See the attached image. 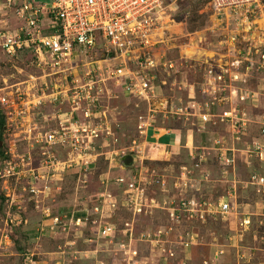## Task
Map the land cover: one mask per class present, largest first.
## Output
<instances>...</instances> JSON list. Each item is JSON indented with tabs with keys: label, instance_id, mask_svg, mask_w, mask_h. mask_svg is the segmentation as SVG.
<instances>
[{
	"label": "rangeland",
	"instance_id": "obj_1",
	"mask_svg": "<svg viewBox=\"0 0 264 264\" xmlns=\"http://www.w3.org/2000/svg\"><path fill=\"white\" fill-rule=\"evenodd\" d=\"M9 4L8 0H0V21H4V25L9 28L16 29L22 23L16 15V9L19 5L12 4L10 6ZM161 23L159 33L162 34L165 42L164 45H158L157 49L166 52L173 50L168 53L171 58H180L181 55H185L186 61L180 62L179 65L180 72L176 74L175 71H171V75H168L167 71H160L156 83V97L149 98V100L129 96L128 93H123L119 87L108 85L110 92L104 93L100 110L102 111V118L111 130V134L106 135L105 133L103 138L99 140L97 151L102 155L92 165H80L78 170L71 169L64 172V165L59 164L54 169L56 170V177L51 182L44 180L39 181V183H32L31 178L28 176L21 178L19 181L13 176L0 179V229L4 228L6 230L4 234H8L9 238V229L11 228L10 230L14 233L16 232V226L9 223L3 227L5 222L2 215L7 216L3 213V210L8 206L7 201L11 199L24 204L23 209H14L13 205L10 210L12 214L19 211L18 215L24 218H30L32 215L37 216L39 213L47 219L48 217H45L42 210L47 209L48 206L54 215L56 213L65 216H67V213H74L75 215L81 212L83 208L88 210L99 203L103 204L100 201H103L102 195H108L106 194L107 187L117 192L111 181L109 186L106 185L107 178H115L120 174L124 175L132 171L134 175L140 176L139 174H141L142 178L146 177L142 186L150 199L164 202L178 200L183 197H201L213 205H218L219 203L228 202L227 198L224 197L227 195L226 191L230 189L226 186L233 184V180L236 179V182L243 178L249 180L251 170L260 169L261 172H264V165L261 166L252 154L246 152L252 148L254 142H257L253 139H257L259 135L263 139L260 133L261 129L259 125L254 124L255 121H252L255 127L250 129L248 127L236 129L232 128L229 123H219L216 131L221 138L217 139L221 143L220 145L216 146L214 141H212V144L211 142H205L203 144L204 149L195 150L194 143L191 141L190 149H183L177 154L167 155L158 145L151 146L148 144L149 141H157L155 129L151 128L149 130L148 140H146V133L143 132L145 126L152 123L153 120V125L155 124L158 127L176 128L182 133H186L190 127V121L186 120L189 104L191 101L202 100L201 92L205 82L204 75L209 68H213L217 73L220 70L219 66L229 68L232 75L238 71L239 81H236L234 85L239 90H243L242 93L245 94V92L249 93L250 91L258 93L256 97H259V101H255L254 98L250 97L244 101L245 103H241L240 108L245 110L247 118L258 120L260 114L264 115V69L261 67L256 69L257 65L247 69L244 63L238 65L237 68L233 65L231 67V64H234L235 61H239L241 58L244 60L240 53L249 45L254 47L264 44V0H258L253 6L244 7L238 14H230V17L224 23L217 19L213 7L206 0H173L169 3ZM174 48L177 49L174 50ZM87 57L90 61V57L94 58L95 56L92 54ZM49 60L47 58L41 62L33 52L22 51L14 57H8L0 53V101L6 97L19 103L22 101L19 97L23 95L27 104L31 102L34 105L39 98L38 96H42L43 92L49 95L51 89H47V86L53 78L50 76L53 70L47 64ZM82 72L84 73L86 70H82ZM83 73L80 75L77 73L67 79L65 75L56 78L55 81L58 85L61 86L63 83L67 87L72 82L81 81ZM163 81H166V83H163ZM44 98L45 102L48 98L50 99V97ZM32 105L25 106L30 107ZM44 105L45 110H47L49 103ZM227 106L223 102L220 104L221 109ZM19 107L20 105H16V108ZM42 108H37V112L41 111ZM181 108L184 109L180 110ZM7 112V106L0 103V172L4 166L5 155L8 153L9 159H12L10 149H15L11 142L14 137L9 136V130H5L7 126L10 130L13 128ZM247 124L249 125L250 122L248 121ZM202 137L205 138V134H202ZM159 140L162 144H170L172 153H175L177 152V145L181 142V136L171 133L162 136ZM222 147L231 149L228 152L229 155L236 154L237 161L234 168H226L222 164L220 154L215 151L216 149L220 150ZM190 150H193L194 153L191 154ZM20 151L23 152V148ZM64 155L63 151L57 149L56 156L60 160H64ZM27 178L28 180H26ZM158 178L163 181V184L154 183ZM28 185H36L40 189L39 195L45 200L44 207L35 208L30 189L22 190V186ZM250 187L251 185H248L241 192L238 185V196L236 194L238 202L249 200L253 203L257 200L263 203L264 194L260 195L257 190ZM13 190H15V193H12ZM6 195H10L9 198ZM118 211L115 217L118 223L114 224L118 228L116 238L117 241H125L124 243H127V246L123 248L120 243H109L104 240L107 244V251L102 252L103 254L98 258L97 264L102 262L105 264H125L122 260V253L124 250L128 253L124 255V259L131 256L130 247H137L141 256L151 255L153 248L148 243L140 242V234L154 230L159 224L171 227L162 248L165 246L167 250L172 248L177 251L179 255L176 261H183L184 264H189L190 261L183 256V258L180 257L181 254L185 250L196 248L201 240L203 243L215 240L220 244L233 245L236 239L239 240L235 237L243 235L238 244L246 243L251 247L254 234L264 236V209L256 210L255 208V210H252V212L259 211L260 214H247L246 217L250 218V223L243 226L240 224L243 216L239 207L236 212L232 209L230 215H225L227 217L214 214L211 219L205 222L188 219H183L180 222H169L166 212L161 209L154 210L149 216H135L124 208ZM132 217L136 219L135 222ZM126 223L129 224L128 227L125 226ZM231 224H233L232 229ZM103 225H107V222L103 221ZM19 226L23 227V224ZM97 226L99 228V225ZM79 227L72 224L70 228L65 230L62 228L55 229L53 233H51L49 226L41 227L37 236L36 233H33L27 239L14 238L18 244L16 248L19 251L16 255L11 250L14 249V245L10 239L6 242L4 240L3 244L0 242V253L7 254L3 257L8 256L5 264H42L41 261L44 260L46 255L43 254L41 257L39 255L41 250L45 249L48 243L50 244L49 240L62 242L64 240L61 239L66 237L69 240L74 239V236L80 233L79 231L82 229ZM123 230L125 231L123 232ZM33 231L25 229L23 232L28 235ZM50 233L54 239L49 237ZM132 233L133 236L130 238ZM85 234L89 233L86 232ZM99 234L102 237L100 228ZM126 235L127 237H124ZM182 241L189 242V247L186 249L182 247ZM82 242L83 239L80 243L77 242L75 247L79 244L84 245ZM221 246L223 245H220V250L217 252L223 251L224 255L226 252ZM234 248L237 249V247ZM117 252L122 253L115 255ZM236 254L232 255L230 262L228 259H224L225 255H221L223 257L218 258L216 263L210 260L204 263L195 262L197 264H238ZM214 257L215 253L212 259ZM73 261L75 262L74 259ZM76 262L72 264H80ZM81 263L83 262L81 261ZM239 264L253 263L252 260L248 262L247 259H244Z\"/></svg>",
	"mask_w": 264,
	"mask_h": 264
},
{
	"label": "built area",
	"instance_id": "obj_2",
	"mask_svg": "<svg viewBox=\"0 0 264 264\" xmlns=\"http://www.w3.org/2000/svg\"><path fill=\"white\" fill-rule=\"evenodd\" d=\"M172 1L8 0L10 6L19 5L16 15L22 23L16 29H11L4 25V21H0V53L14 57L22 51L33 52L41 62L49 58L47 64L53 70L52 75L50 74L53 78L49 85L47 84V89H51V93L47 95L43 92L34 105L31 102L27 104L23 95L19 97L22 100L19 103L6 97L1 99L0 103L7 106V116L12 121L13 128L10 130L7 126L5 130H9V136L14 137L11 142L15 149H10L12 159H9L8 153L5 155L0 179L13 176L19 181L28 176L32 183L44 180L51 182L56 177L54 169L59 164L64 165L66 172L70 168L89 166L97 161L102 155L97 151L99 140L105 133L111 134L100 110L104 93L110 92L108 85L119 87L129 96L149 100L156 97L158 73L167 71V74L171 75L170 72L175 71L177 74L180 72V62L186 61L185 55L171 58L168 53L173 50L166 52L157 49L158 45H164L165 42L159 33V26ZM206 1L213 7L217 19L223 23L228 20L230 14H238L244 7L253 6L258 2V0ZM92 54L95 59L90 57L89 61L87 56ZM240 55L244 60L241 58L235 61L231 67L233 65L237 68L244 63L247 69L256 65V69L259 67L264 69V44L254 47L249 45ZM219 68L217 73L213 68H209L205 73L202 100L190 102L186 119L200 120L204 124L213 125L229 123L236 129L246 128L249 120L245 110L240 108L241 103H245L244 101L250 97L259 101V97H256L258 93L255 91L242 93L243 90L234 85L239 81L238 71L232 75L229 68L223 66ZM82 70L86 72L83 73ZM77 73L79 75L83 73V79L76 83L72 82L67 87L63 83L60 86L55 81L56 78L66 75L67 79ZM44 97L50 99L45 102ZM221 102L227 104L228 108L216 109ZM45 103H49L47 110ZM16 105L20 107L16 108ZM37 108L42 110L37 112ZM149 124L153 125V120ZM149 124L145 126V131ZM254 124L259 125L263 139L261 142H254L251 151L246 152L252 154L262 166L264 115H259ZM214 143L216 146L221 144L217 139ZM21 148L23 152L20 151ZM57 149L65 153L66 159L60 160L56 156ZM230 150L224 147L220 149L221 161L226 168L236 166V154L229 155ZM36 157L38 166L35 162ZM139 175H134L131 171L115 178H107L106 185L109 186L111 181L112 186L124 194L123 198L119 199L110 194L102 195L103 201L100 202L103 204L99 203L94 207V211L99 213L107 207L115 212L124 208L135 216H149L154 210L161 209L166 212L169 222H180L183 219L205 222L214 214L227 217L233 209L230 201L213 205L201 197H183L164 202L150 199L142 186L146 177L142 178L141 174ZM154 183L161 185L163 181L158 178ZM248 183L259 186L260 190L264 191V172L260 169L253 170ZM22 188L30 189L37 209L44 207L45 200L40 197V189L36 185ZM50 210L48 206L42 211L45 217L52 221L49 226L51 233L55 229L70 228L72 224L79 227L81 222L83 224L89 221V218L83 220L74 213L61 217L58 213L54 215ZM97 222L102 233L101 239L109 243H120L123 248L127 246L125 241H117L116 225L109 223L103 225V222L99 221H93V224ZM249 223L250 218L243 216L241 226ZM125 226L128 227L129 224L126 223ZM170 230V226L160 225L152 231L140 234V242L148 243L153 248L149 256H141L137 247L129 248L131 256L126 259L124 255L128 253L125 250L115 255L122 253L125 264H179L176 262L179 255L177 251L172 248L167 250L165 246L162 248ZM132 236L133 233L130 234V238ZM181 244L185 249L189 247L187 241H182ZM221 255L223 251L216 252L210 261L216 263ZM169 259L172 260L168 261Z\"/></svg>",
	"mask_w": 264,
	"mask_h": 264
},
{
	"label": "crops",
	"instance_id": "obj_3",
	"mask_svg": "<svg viewBox=\"0 0 264 264\" xmlns=\"http://www.w3.org/2000/svg\"><path fill=\"white\" fill-rule=\"evenodd\" d=\"M225 108H228V106ZM216 109L220 110L221 109L220 105L217 106ZM260 115H262V114H260ZM248 120L250 122V124L248 125V129L255 127L254 124H252V121L256 122L257 119L253 120V119L249 118ZM187 121H190V120H187ZM217 126L218 125L204 124V123L200 122V120H198V121L195 120V121H190V127L187 129L188 131L186 133H182L179 129H176V128L158 127L155 124L154 125L149 124L146 131H145L146 136H147L146 140H148L149 130L151 128H153V129H155V138L157 141H155V142L149 141L148 144L151 146L158 145L161 148V150L164 151V153L166 155L167 154H177L178 152L182 151L183 149H190V142L191 141L194 143V149L200 150V149H204L203 144L205 142H211V144H212V141H215L216 139H221L219 137V134L216 131ZM171 133H175V134L181 136V142L177 145L178 148H177V152H175V153H172V146L170 144H162L161 142H159L160 141L159 139L162 136L168 135ZM202 134H205L206 137L203 138ZM261 140H262V137H260V135L257 139H253V141H257V142H261ZM146 143H147V141H146ZM215 151L217 154L221 155L219 149H216ZM190 153L193 154L194 151L190 150ZM64 159H66V155H64ZM35 162H36V166H38V158L37 157H36ZM71 169H73V170L77 169L78 170V168H70L67 171H70ZM252 172H253V170L250 171V173H252ZM233 179H235V178H233ZM235 180H233L234 181L233 184H229V186H226V187H229L230 190L226 191L227 195L224 198H227V201H230L235 212L237 211V209L239 207L241 209V215L242 216H246L247 214L255 215V213L260 214L259 211L258 212H252V210H255V208H256V210L264 209V201H263V203H261L260 201H257V200L254 201L253 203H251L252 201L250 202L249 200L248 201L240 200L238 202V197H237L238 196V190H237L238 185H239V189L241 188V192H242L243 190L246 189V187L249 185V183H248V180L246 178L238 180L239 182H236ZM235 185H237V187H235ZM234 187L236 189H233ZM250 188H254L255 190H257V192L260 195L264 194V191H261L259 186L252 187V185H251ZM22 190H23V188H22ZM106 192H107L106 194H110V195H112L116 198H119V199L123 198V195H124L118 189H117V192H114L111 189H109V187H107ZM233 192H235V194L232 195ZM12 193H15V190H13ZM236 194H237V196H236ZM9 196L10 195H8L7 197L9 198ZM7 203H8V206H6L5 210H3V213L7 214V216L2 215V216H4L3 219L5 222L3 227L7 226L9 223H13V225L16 226V232L13 233L12 230H10L11 229L10 228L9 229L10 238H9L8 234H4V232H6V230L4 228L3 229L1 228L0 232L2 231V234L0 235V242H1V244H3L4 240L6 242L8 239H10V241L14 245V249H11V248L10 249L13 250V254L16 255L17 253H19V251L16 248V246H18V244L16 243L14 238L15 239L18 238L20 240H22L24 238L27 239V237L30 238V235H32L33 233L34 234L36 233V236H37V234L39 232L38 230L41 227L45 228V226H50L52 221L50 219L43 218L39 213L38 214L36 213L37 216L36 215L30 216V218L21 217L20 215H18V213H19L18 210H17L18 213L14 212L12 214L10 210H11L13 205H14V207H13L14 209H23L24 204L20 203L18 201L16 202V200H14V199L7 201ZM260 206H261V209H260ZM93 207L91 209H88V210H86V208H83L81 212L75 214L76 217L82 218L83 220H85L86 218H89V221L84 222L81 225L82 227H79L82 229H81V231H79L80 233H78L76 236H74V239L69 240L66 237V238L61 239V240H64L62 242L49 240L50 244L48 243L46 245L45 249L42 247L43 249L41 250V254L40 255L38 254L40 257L43 254L46 255L44 257V260L42 259V261H41L42 264H72V263H75L76 261H78L76 263H80V264H97L98 258L103 254L102 252L105 253V251H107V244L100 237L99 228L97 226L98 222L96 224H93V221H99V222L104 221V222H107L109 224H117L118 222H116L115 217L119 211L113 212L111 209L104 207L103 210H101L99 213H96L94 211ZM132 220L135 222L136 219L133 218ZM20 224H23V227L19 226ZM160 225H163V224H159L158 226H160ZM232 225L233 224L230 225L231 229H232ZM25 229L34 230V231L29 233L28 235H25L23 232ZM86 232H88L89 234H85ZM230 233H232V232H230ZM49 235H50L49 236L50 238L54 239L53 235H51V234H49ZM242 236L243 235H239V236L235 237V239L238 238L240 240V239H242ZM253 238L254 239H253V243H252L251 247L249 245H246V243L238 244L239 240H237V239L235 240V244H233V245L220 244V243H217L215 240H211L209 243H203V241L200 239L201 243H199L196 246V248L194 247V248H191L189 250H185V252L183 254H181L180 257L183 256L186 260H189L190 261L189 264H197V262H195V261H199V262L204 263L208 260H211L214 253H216L218 250H220V245H223L221 247L226 252V254L224 253V255H225L224 259H228L229 262L231 260L232 255L236 254V252H237L236 256H237V262L239 261L238 264L244 259L245 260L247 259L248 262L252 260L253 264H264V236L254 234ZM82 239H83L82 243H84V245L79 244L77 247H75L76 243L77 242L80 243V241ZM203 240H205V239H203ZM234 247H237V249ZM196 250H197V252H196ZM234 251H236V252L234 253ZM5 255H7V254H4V253L1 254L0 253V264H5V262L8 258V256L3 257ZM223 256H220V257H223ZM72 257L75 260V262L73 261ZM81 261L83 263H81ZM179 264H182V262H179Z\"/></svg>",
	"mask_w": 264,
	"mask_h": 264
},
{
	"label": "trees",
	"instance_id": "obj_4",
	"mask_svg": "<svg viewBox=\"0 0 264 264\" xmlns=\"http://www.w3.org/2000/svg\"><path fill=\"white\" fill-rule=\"evenodd\" d=\"M34 203H35V202H34ZM35 208H36V205H35ZM58 215L61 216V217L65 216L64 214H59V213H58ZM67 215L70 216L71 214H70V213H67ZM50 234H51V233H50Z\"/></svg>",
	"mask_w": 264,
	"mask_h": 264
}]
</instances>
